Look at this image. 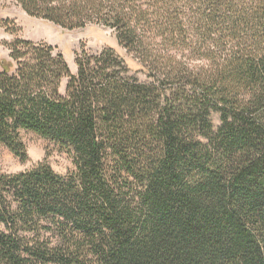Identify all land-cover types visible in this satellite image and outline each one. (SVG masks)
Wrapping results in <instances>:
<instances>
[{
    "label": "trees",
    "instance_id": "16d2710c",
    "mask_svg": "<svg viewBox=\"0 0 264 264\" xmlns=\"http://www.w3.org/2000/svg\"><path fill=\"white\" fill-rule=\"evenodd\" d=\"M15 2L113 30L147 79L114 49L74 75L53 46L7 45L0 144L26 161L34 133L74 169L0 175V264H264V0Z\"/></svg>",
    "mask_w": 264,
    "mask_h": 264
},
{
    "label": "rangeland",
    "instance_id": "374dc122",
    "mask_svg": "<svg viewBox=\"0 0 264 264\" xmlns=\"http://www.w3.org/2000/svg\"><path fill=\"white\" fill-rule=\"evenodd\" d=\"M17 39L34 43H45L56 48L69 65L72 74H77V58L83 53L99 54L106 49H114L126 62L132 74L146 81V71L133 55L123 49L113 30L102 26L89 25L83 29L66 30L41 19L29 17L15 0H0V63L9 60L8 44ZM68 80L62 83L65 93ZM215 129L221 122L218 114H213ZM28 160L22 161L8 147L0 144V175L20 174L46 161L60 175L73 171V158L54 143L34 133H23Z\"/></svg>",
    "mask_w": 264,
    "mask_h": 264
}]
</instances>
